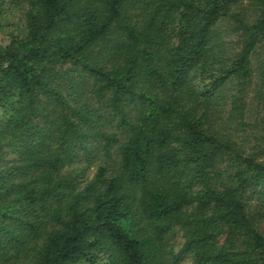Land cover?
Segmentation results:
<instances>
[{
	"label": "trees",
	"instance_id": "1",
	"mask_svg": "<svg viewBox=\"0 0 264 264\" xmlns=\"http://www.w3.org/2000/svg\"><path fill=\"white\" fill-rule=\"evenodd\" d=\"M9 5L0 264H264V0Z\"/></svg>",
	"mask_w": 264,
	"mask_h": 264
},
{
	"label": "rangeland",
	"instance_id": "2",
	"mask_svg": "<svg viewBox=\"0 0 264 264\" xmlns=\"http://www.w3.org/2000/svg\"><path fill=\"white\" fill-rule=\"evenodd\" d=\"M21 10L22 6L21 5H9L8 8H4L0 10V43H5L8 38H9V33L11 31H15V28L20 24L19 23V18L21 16ZM227 22H223L221 25L222 29H226ZM229 35H231L229 33ZM233 36V35H232ZM231 36V37H232ZM230 37V36H229ZM227 37V38H229ZM250 96V94H248ZM259 104V103H258ZM249 105V112L251 119H253L256 116V110H260V105L257 107V102L249 99L248 102ZM181 241V232L177 231L175 233V238L174 242L177 243L175 248L180 245L179 242ZM180 264H191V259L190 257H180Z\"/></svg>",
	"mask_w": 264,
	"mask_h": 264
}]
</instances>
